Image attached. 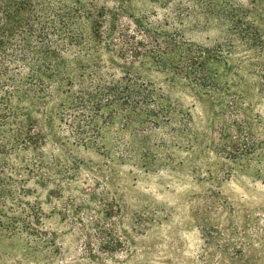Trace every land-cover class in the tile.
I'll list each match as a JSON object with an SVG mask.
<instances>
[{"label": "clouds", "instance_id": "obj_1", "mask_svg": "<svg viewBox=\"0 0 264 264\" xmlns=\"http://www.w3.org/2000/svg\"><path fill=\"white\" fill-rule=\"evenodd\" d=\"M29 2L32 6V0ZM178 3L181 0H172L165 8L153 6L156 15L151 19L164 20L167 15L177 28L185 29L186 38L191 37L193 32L216 38L218 43L215 49L205 46L195 54L188 44L177 43L176 46L179 54L190 51L193 58L198 57V62L199 58H207L205 50L218 57V61H209L208 66L215 69L216 76L212 79L219 87L213 88L212 83L206 85L204 74L199 77L198 88L193 75L179 73L182 86L176 88L170 87V83L175 84V79L170 82L167 71L154 72L153 77L158 81L157 87L169 97L181 99L182 108L178 111L188 113V124L183 131L188 133L189 141L193 133L206 134V139L202 137L200 143L194 146L180 135L183 121L165 119L163 125H157V135L151 141L142 142V159L138 161L130 155L138 150V141L133 134L135 129L130 130L127 123L131 117H126L123 122L113 120L116 110L109 104L107 96L99 91L101 77L105 81L113 78L119 81L125 76L118 61L115 67L98 65L97 73L90 69L76 79H65L66 63L75 59L70 52L52 51L56 54L52 56L53 64L35 69L24 58L13 56L5 61L7 75L0 78V98H4L6 105L0 118V134L18 145L9 157V167L5 168V172L14 180H26L24 188H36L43 193L39 198L42 202L40 207L45 213L51 212L52 206L43 201L49 192L54 197L58 193L54 191V183H48L47 188L40 186L39 173H46L66 187L70 184L71 189L65 191L64 196L73 197L77 206L82 201L92 202L93 190L97 197L107 195L109 200H119L121 193L131 189L140 199L156 206L158 212L171 215L169 210L175 209L173 223L161 226L163 241L156 245L159 249L156 259H171L174 264H204L209 259H214L216 264H227L221 249L208 247L198 224H186L189 220L185 215L188 208L184 207V200L190 193H199L202 188L222 190L220 194L228 197L225 204L232 199L238 200L245 207L252 208L259 218L257 225L248 228L247 236L241 238L237 235L230 239L236 243L237 249L248 253L257 264H264V143H260L264 140V57L257 55V49L264 46L257 43L264 42V0H227V11L221 10L222 16H218L209 5L208 11L215 19H209L201 11L199 0H182L183 6L193 10V15L183 24L175 20L173 7ZM65 5L68 8L61 13L62 16L71 17L74 12H80L75 0H44L37 12L38 18L45 22L49 19L56 21L54 10ZM59 24L65 26L62 19ZM49 37L59 39L60 34L53 36L50 33ZM68 40L70 44L79 45L75 37ZM244 41H248V44ZM163 48L167 50V45ZM103 59L107 60L106 57ZM164 67L167 70L168 66ZM57 75L60 79H56ZM171 76L176 78L178 73L174 70ZM53 80L56 82L53 83ZM33 82L38 86L33 87ZM72 95L80 101L87 99L91 111L82 102L67 105L65 100ZM151 107L155 108L156 105L152 104ZM65 108L68 109L67 114ZM148 115L155 117L157 113ZM29 117L35 121L30 132ZM221 117L223 119L217 125ZM144 123H148L147 119ZM29 136L34 139H29ZM157 148L162 155L154 152ZM80 156L89 159L78 160ZM84 165L90 170H84ZM185 165L188 166L187 170H182ZM104 169L109 171L105 172ZM81 172L82 175H78ZM119 177H126L127 183L118 180ZM19 199L33 204L36 202L35 195L21 194ZM19 199L15 202L7 200L4 211L9 216L13 215L8 212L9 207L16 210V215L28 207L25 203L17 208ZM54 204L61 207L60 200H54ZM96 207L93 204V216ZM217 211L222 213L220 219L223 223L220 227H231V209L226 210L222 206ZM40 221L37 223L35 216L28 217L26 224H18L8 232L0 241V264H76L77 259H82L81 248L75 245L69 247L74 238L70 234L64 238V247L56 252L61 240L47 232L49 228L56 230L55 225L43 216ZM84 222L88 223V217L84 218ZM122 227L129 233L133 232L127 218ZM174 228V234L185 243L181 245L178 239L169 250L172 236L168 233ZM45 232L47 235H44ZM59 232H67V229L61 228ZM237 232L241 233L243 229L237 226ZM144 238L146 235L136 237ZM228 239L225 236L221 244L227 243ZM49 249L55 255H51ZM132 250L135 255L131 260L127 252L121 253L117 259L126 264H150L143 248L133 246ZM229 251L232 249L229 248ZM62 253L63 258H60ZM109 264L112 262L109 261Z\"/></svg>", "mask_w": 264, "mask_h": 264}, {"label": "rangeland", "instance_id": "obj_2", "mask_svg": "<svg viewBox=\"0 0 264 264\" xmlns=\"http://www.w3.org/2000/svg\"><path fill=\"white\" fill-rule=\"evenodd\" d=\"M75 2L80 8V15L75 20V24L61 33L64 34L69 30L68 35L60 36L59 39L54 38L57 41L56 44H59L63 51L70 52L75 57L74 61H67L64 78L76 79L90 69L93 73H97L99 71L98 65L115 67L118 61V66L125 73L124 77H129L132 85L145 91L146 99L135 98L130 101L128 98V100H125L126 94L122 91L118 94L117 99H113L104 88L108 86V83L116 80L113 78L105 81L101 77L102 83L99 86V91L107 96L109 104L116 110L113 120L119 119L123 122L126 117H131L127 120V123L130 130L135 129L133 134L138 141V150L130 155H133L138 161L141 160L142 142L145 140L151 141L157 135V125H163L164 120L169 118L183 121L180 135L186 142L194 143V146H196L200 143L202 137L206 139V134L193 133L192 140L189 141L188 133L183 131L188 124V113L184 111L182 114L181 111H178L182 108L181 99L174 96L169 97L163 89L158 88V81L153 77V73H165L167 71L169 81L175 79V84L170 83L171 88L182 86L179 73L193 75L192 78L197 88L199 87V77L204 74L205 84L212 83L213 88H218L219 86L212 79L216 76V71L208 65L209 61H218L219 58L214 57L211 51L205 50L207 51V58H199L200 62H198V57L193 58L190 51L188 54H179V49L176 46L177 43L181 45L188 44L189 47L193 48L195 54L198 49L205 46L215 49L218 43L217 39L197 35L196 32H193L191 37L186 38L185 29L177 28L175 22L167 15L164 20L151 19V16L156 15L153 6L165 8L172 3V0H114V2L112 0H86V2L75 0ZM199 2L201 11L209 19H215L212 12L208 11L209 5L218 16L223 15L221 10L227 11L225 7L227 0H223V2L222 0H199ZM67 8L68 6L65 5L64 8H58L54 11L63 13ZM173 11L175 12V20H178L181 24L193 15V10L182 5V0L181 3L174 5ZM88 12H92L96 18L94 25L96 34L92 32L94 29L92 27L93 21L86 17ZM56 22L57 26L61 28L58 21ZM91 22L93 24H90ZM65 36H68V38L75 37L79 41V45L70 44ZM137 37L142 38L137 39ZM177 37H179V40H177ZM62 38L67 39L64 42ZM243 43L248 44V41ZM257 43L264 45V42L257 41ZM164 45H167V50L163 48ZM257 55L264 57V46L257 49ZM104 57L107 60L103 59ZM81 65H84V67L81 68ZM149 65L151 69H149ZM164 65L168 66L167 70ZM174 70L178 73L176 78L171 76V72ZM74 72L76 73L75 76L73 75ZM109 75L112 74L109 73ZM135 86L132 88L138 90ZM199 90L204 91L203 89ZM209 91H213V89H209ZM49 94L51 95V93ZM57 94L59 93L57 92ZM71 99L69 97L65 100V103L69 106L82 102ZM152 104H155L156 107L152 108ZM89 111H91L90 106ZM64 112L67 114L68 109L65 108ZM153 112L157 113L155 117L148 115ZM2 117L3 112L0 114V118ZM145 119L148 123H144ZM222 119L223 117L217 120V125L221 123ZM34 123L35 121L29 117V132L31 131V125ZM41 131L43 132V128H41ZM189 132H191V129H189ZM28 138L33 137L29 136ZM257 139L259 138L257 137ZM260 143H264V140H261ZM17 146V144H13L11 140L3 138L0 134V241L10 230H14L18 224H26L28 217L35 216L36 222L41 223L40 217L43 216L55 225L56 230L49 228L47 232H51L53 237L58 236L61 240L56 252L64 247V238L69 234L74 237L69 247L75 245L83 250L80 254L82 259H77L76 264H82V260L83 264H109V261L112 264H126L125 261L118 260L117 257L121 253L127 252L128 259L131 260L135 255L132 250L133 246L144 249L145 256L149 258L150 264H174L171 259H156V254L159 252L156 245L163 241L161 236L163 228L161 226L173 223V217L176 215L175 209L169 210L172 213L171 215L158 212L155 210L156 206L149 201L140 199L137 193L131 189L121 193L119 200L115 198L109 200L107 195L97 197L93 190L91 194L92 202L82 201L77 206L73 197L65 198L64 196L65 191L71 189L70 184L66 187L62 182L54 181L46 173H39L41 175V180L38 181L40 186L47 188L48 183H54V191L58 193L54 197L49 192V195L43 201L52 206V211L45 213L40 207L42 202L39 198L43 193L36 188H24L23 185L27 183L26 180H14L5 172V168L9 167V157ZM154 152L160 155L163 154L159 148L155 149ZM77 159L88 160L89 158L80 156ZM149 167H152L150 161ZM187 168L188 166L185 165V169L182 170H187ZM84 170L90 169L87 165H84ZM104 171L108 172L109 170L104 169ZM109 174L111 175V173ZM78 175H82V172ZM118 180L126 181V177H119ZM221 191L219 189L213 191L212 189L202 188L199 193H190L184 200V207L188 208L185 215L189 217L186 224L192 222L198 224L204 233L208 247L221 249L224 252L227 264H257L256 260L251 259L248 253H243L237 249L236 243H233L230 238L237 235L241 238L247 236L248 228L257 225L259 218L255 216L252 208L245 207L238 200L232 199L225 204L228 197L221 195ZM21 194L25 196L35 195V204L19 199ZM9 199L14 202L19 199L16 205L17 208L25 203L28 204V207L22 209L19 215L15 214L16 210L14 208L9 207L8 212L13 213L12 216H9L4 211L6 202ZM54 200H60L61 207H57ZM93 204L97 205L94 216L92 215L94 211ZM222 206L226 210L231 209L229 217L231 227L227 225L224 228L220 227L223 223L220 219L222 213H218L217 210ZM85 217H88L87 224L84 222ZM126 218L133 228L132 233L122 227L126 222ZM237 226L242 228L243 232L238 233ZM61 228L67 229V232H59L58 234V230ZM47 232L44 235H47ZM174 233L175 228L168 233L169 236H172V240L169 242V250H171V245L178 239L181 245L185 243ZM141 235H146V238L136 239L137 236ZM225 236L229 239L227 243L221 244ZM229 248L232 249L231 252ZM65 252H67V249H65ZM49 253L55 255L51 249H49ZM60 258H63V253ZM201 259L204 258L201 257ZM135 264H144V262H135ZM188 264H191V262H188ZM204 264H216V262L214 259H209L205 260Z\"/></svg>", "mask_w": 264, "mask_h": 264}, {"label": "trees", "instance_id": "obj_3", "mask_svg": "<svg viewBox=\"0 0 264 264\" xmlns=\"http://www.w3.org/2000/svg\"><path fill=\"white\" fill-rule=\"evenodd\" d=\"M43 2L44 0H32L31 6L29 0H0V78H4L7 75L8 69L5 66V61L13 56L24 58L35 69L37 66L53 64L54 58L52 56L56 54L54 52L51 53L52 51H63L59 44H56L57 41L49 37V34L51 33L53 36L56 33H60V36L68 35L69 30L64 34L61 33L75 24L80 12H74L71 17L62 16L61 11L57 12L56 21L59 23L62 19L65 22V26L59 28L56 21L49 19L45 22L38 18L37 12ZM87 15L86 17L93 21L94 24L92 22L90 24H93L92 27H94L96 22L94 14L88 12ZM8 28L11 29L6 31ZM45 28H47V31H45ZM92 32L96 34L95 27ZM65 37L68 38V36ZM67 38H62V41L65 42ZM56 79H60V76L57 75ZM130 81L129 77H123L121 81L113 80L104 89L113 99H117L121 91L126 94L125 100H128V98L130 101L135 98L146 99L145 91L132 85ZM52 82L55 83L56 81L53 80ZM36 86L38 85L33 82V87ZM134 86L138 90L132 88ZM70 97L72 98L71 100L77 99L75 95ZM82 102L86 107L90 106V102L87 99ZM3 107H6L4 98H0V114L3 112ZM252 142L254 143L255 141Z\"/></svg>", "mask_w": 264, "mask_h": 264}]
</instances>
